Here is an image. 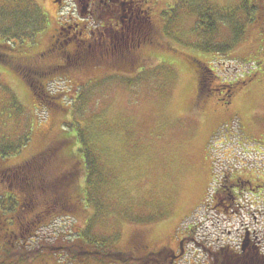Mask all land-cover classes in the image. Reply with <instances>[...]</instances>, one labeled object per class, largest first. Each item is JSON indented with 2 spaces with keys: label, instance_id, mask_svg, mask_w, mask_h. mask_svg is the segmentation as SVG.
<instances>
[{
  "label": "rangeland",
  "instance_id": "374dc122",
  "mask_svg": "<svg viewBox=\"0 0 264 264\" xmlns=\"http://www.w3.org/2000/svg\"><path fill=\"white\" fill-rule=\"evenodd\" d=\"M27 1L39 9L43 29L30 51L9 55L16 61L44 49L58 25L80 19L76 0ZM243 2L148 0L160 37L141 49L143 60L134 66L126 60L105 67L91 63L50 79L44 86L54 99L47 102L56 108L40 102L15 69L0 63V137H28L5 163H20L79 129L99 170L91 178L95 185L86 189L92 196L79 194L71 214L40 230L34 247L56 248L42 249L34 264H139L143 255L165 248L173 256L189 236L194 243L185 240L179 264H221L215 252L238 251L245 229L257 252H264V192L242 198L238 213L211 207L219 184L228 186L226 174L264 183V15L251 14L248 21ZM205 13L217 15L212 42L233 44L224 54L213 46L212 53L196 48L207 38L200 28L194 31L196 16ZM194 60L212 71V94L199 88ZM200 92L209 94L207 106L196 101ZM65 123L69 133L61 129ZM73 147L47 166L50 178L69 167L66 155ZM84 161L77 192L90 174ZM78 246L98 254L79 259ZM115 252L126 254L125 261L105 256Z\"/></svg>",
  "mask_w": 264,
  "mask_h": 264
},
{
  "label": "flooded vegetation",
  "instance_id": "af4514ba",
  "mask_svg": "<svg viewBox=\"0 0 264 264\" xmlns=\"http://www.w3.org/2000/svg\"><path fill=\"white\" fill-rule=\"evenodd\" d=\"M76 1L80 19L69 21L63 26L58 25L44 49L34 55L27 56L26 59L24 58L25 61L11 59L9 55L13 52L2 54L8 59L6 62L8 66L17 71L33 93L36 91L33 85L36 79L42 81L43 86L49 85L51 81L48 77L57 69L66 67V73L71 75L72 72H77L91 63L94 66L104 65L105 67L107 64L112 66L110 63H114L116 66L125 62L143 60L140 55L141 49L153 43V37L156 35L153 36V23L150 16L152 7L148 4V0ZM84 21L87 23H83ZM64 33L66 34L65 38H63ZM212 80L208 81L207 85L210 86V83L211 86L214 85ZM204 90L207 93L211 91V94L216 91L215 88H205ZM207 93L200 92L199 96L196 95V101L207 106L211 102ZM21 170L26 174V169H7L4 161H0V185L6 186L7 184L9 190L12 191L10 194L4 190L0 191V247L14 248L15 252L11 255L16 261L11 264H34L33 258L40 260L39 252L42 249L49 250L50 245L37 250L33 244L39 240L40 230L48 229L55 216L50 217V215L41 223L36 220L30 223L28 221L31 216L27 215H32L35 219L38 217L32 204L34 201L42 205L48 203L49 196H45L41 188L45 186L46 181L49 182L54 178H50L49 174L46 175L49 177L48 179L32 175L29 179L27 178L26 182L23 180ZM224 181L228 183V186H221L211 206L215 211L225 210L228 212L231 208L234 209L239 205L235 196L237 193L243 191L256 193L260 188V185H254L250 180L241 177L226 176ZM41 199L42 201H40ZM24 218H28L27 222ZM243 237L249 240L245 251L248 253L256 251L258 243L255 242L252 234L245 230ZM189 239H191L190 236ZM185 240L183 238L178 242L180 249L185 244ZM4 251L5 249L1 247V255ZM0 257L1 260L6 261V254ZM181 258L180 250L174 254V259L170 260L168 264H178Z\"/></svg>",
  "mask_w": 264,
  "mask_h": 264
},
{
  "label": "trees",
  "instance_id": "16d2710c",
  "mask_svg": "<svg viewBox=\"0 0 264 264\" xmlns=\"http://www.w3.org/2000/svg\"><path fill=\"white\" fill-rule=\"evenodd\" d=\"M242 8L245 11L246 15H248V21H251V14H255L258 16L264 15V0H244ZM217 22V15H213L211 13L198 14L196 16L194 31L197 32L200 28L203 35L207 37L206 39H202L201 43L196 46L198 50L206 53H212L215 52L211 48L213 46L216 50L215 53L218 55L221 53L224 54L227 49L229 50L233 46V44H229V46H220L212 42L211 39L214 37L213 35L217 30ZM42 29L43 16L41 17L39 9L37 7H34V5L29 3L27 0H0V63H6L8 60L2 55L5 52L19 53L23 52L24 50L30 51L28 50V48L35 44V39L39 36L38 33L42 31ZM152 30L154 32L153 36L156 35L155 37H153L152 45H154L157 42V37L160 36L156 31L155 25L152 26ZM135 63H137V60L128 62L126 63V65L129 64V66H134ZM194 64L198 69L197 75L199 88H201V90H204L205 88L208 89L207 83L208 81H211V79H213L211 73L212 71L206 66L201 67V63L197 62L196 60H194ZM58 65H60V63H58ZM65 68L57 69L55 72H52L48 78L52 79L55 77L61 79L63 73L67 71ZM65 77L66 76L64 75V78ZM38 84L39 86H37ZM33 85L36 88L34 96L40 102H45L46 105L50 107V109L56 108L55 102L53 103L49 101L53 100L54 97L50 96V94L46 92L45 87L42 85V81H38V79H36ZM47 99H49L48 102ZM66 125L67 123L63 124L61 129L69 133L70 126L67 127ZM5 138L8 137L5 135L0 137V161H4L5 168L7 169H26V174L21 170L23 180H25L26 182L27 178L29 179L32 175L38 177L40 176L41 179H48L49 177L46 176L48 174L47 166L52 163V159H55L57 154L62 152L63 148H68L71 150L73 144H75V147H73V152H69L66 155L70 163L69 167L59 172L58 174H55V176H53L54 179H50L49 182L46 181L45 186L41 188V191H44L45 196H49L48 203L42 205L37 204L34 201L32 204V208L34 212L37 213L38 217L35 219V217H33L32 215H27L29 217L31 216V219H29L28 222L32 223L36 220L41 223L50 215V217L55 216L57 218L65 217V215L71 214V212L74 211L73 201L76 197H78L79 194H88L89 197L92 196V194H89V191L86 189L88 186L95 185L91 181V178L98 176L99 170L97 169V166H95V163L91 161L87 156V154L90 153L87 146L88 138H85L79 129H77L76 133L73 134V136L64 134L60 139L56 140V142L47 144L39 152L34 154L30 159H25V162L23 160L22 162L15 165L7 164L5 163V161L20 152L21 148L27 141V137L16 141L11 140L10 138L9 140H6ZM81 156L84 158L86 170H89L90 174L86 179L87 186L85 188L80 186L81 189L79 187V190L77 192L75 190V180L77 177H83L82 173L79 171V160L83 159ZM0 189V191L4 190L8 194L12 192L11 190H9L10 188H8L7 184L6 186L0 185ZM239 195L240 193H237L235 196L238 197ZM24 220L27 222L28 218H24ZM1 247L5 249L2 255L6 254V261L4 262L0 257V264H11L13 263V261H16V259L11 255L15 252L14 248H10V246ZM54 247L56 248V246L51 245L49 251H53ZM68 250L69 249L66 248V251ZM90 254L95 253L82 248L81 246H78L74 255L75 257L81 259V257ZM2 255L0 252V256ZM105 256L112 257L116 260L125 261L124 258L126 254L115 252L106 253ZM172 257V253H168V250L164 249L159 253L156 252L143 255L139 258V264H166V262L170 261ZM214 260H218L221 264H264V252L259 253L257 252V250L251 251L250 253L246 251L237 252L232 249L223 248V251L218 253L217 257H215Z\"/></svg>",
  "mask_w": 264,
  "mask_h": 264
}]
</instances>
